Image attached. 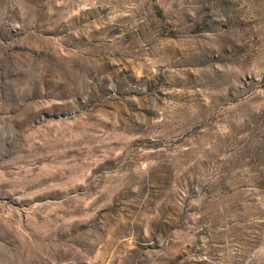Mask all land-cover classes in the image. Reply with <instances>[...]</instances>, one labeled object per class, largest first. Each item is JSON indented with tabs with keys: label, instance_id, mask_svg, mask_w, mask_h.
<instances>
[{
	"label": "rangeland",
	"instance_id": "obj_1",
	"mask_svg": "<svg viewBox=\"0 0 264 264\" xmlns=\"http://www.w3.org/2000/svg\"><path fill=\"white\" fill-rule=\"evenodd\" d=\"M0 264H264V0H0Z\"/></svg>",
	"mask_w": 264,
	"mask_h": 264
}]
</instances>
